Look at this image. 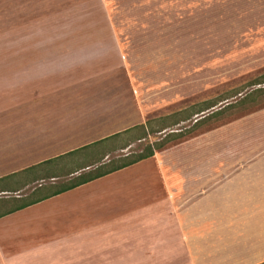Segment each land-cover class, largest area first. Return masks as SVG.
Returning a JSON list of instances; mask_svg holds the SVG:
<instances>
[{
	"label": "rangeland",
	"instance_id": "rangeland-1",
	"mask_svg": "<svg viewBox=\"0 0 264 264\" xmlns=\"http://www.w3.org/2000/svg\"><path fill=\"white\" fill-rule=\"evenodd\" d=\"M43 67L85 100L80 146L219 102L122 174L140 178L144 208L203 210L206 246L192 250L208 262H264V84L251 85L264 74V0H0V80ZM28 157L0 163V177Z\"/></svg>",
	"mask_w": 264,
	"mask_h": 264
},
{
	"label": "crops",
	"instance_id": "crops-1",
	"mask_svg": "<svg viewBox=\"0 0 264 264\" xmlns=\"http://www.w3.org/2000/svg\"><path fill=\"white\" fill-rule=\"evenodd\" d=\"M42 69L0 80L2 166L30 156L28 168L96 142L79 145L88 140L78 132L84 98L61 72ZM125 170L0 218V264H224L192 250V241L206 246L203 210L144 208L140 178Z\"/></svg>",
	"mask_w": 264,
	"mask_h": 264
},
{
	"label": "trees",
	"instance_id": "trees-1",
	"mask_svg": "<svg viewBox=\"0 0 264 264\" xmlns=\"http://www.w3.org/2000/svg\"><path fill=\"white\" fill-rule=\"evenodd\" d=\"M258 83L264 84V74L259 82H254L251 85H258ZM218 103L216 101L202 102V104L193 105L191 107L192 112L189 109L190 112H180L181 114H171L147 120L144 124L1 177L0 218L154 157L156 152L183 135V132L166 133L168 129L190 121L193 116L210 110ZM231 106L227 105L206 117L200 118L194 122L188 132L193 131L195 127L208 119L220 115ZM157 136L159 138L156 141H150L151 138ZM136 142L144 144L142 150L137 153H123ZM115 153L121 154L113 156ZM28 191V194H24ZM4 195H11V197H2Z\"/></svg>",
	"mask_w": 264,
	"mask_h": 264
}]
</instances>
